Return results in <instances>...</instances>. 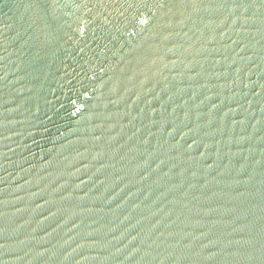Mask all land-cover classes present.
<instances>
[{"label": "water", "instance_id": "water-1", "mask_svg": "<svg viewBox=\"0 0 264 264\" xmlns=\"http://www.w3.org/2000/svg\"><path fill=\"white\" fill-rule=\"evenodd\" d=\"M0 264H264V0H0Z\"/></svg>", "mask_w": 264, "mask_h": 264}]
</instances>
